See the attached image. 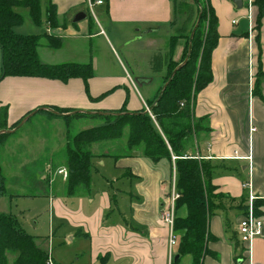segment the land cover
<instances>
[{
  "label": "crops",
  "instance_id": "1",
  "mask_svg": "<svg viewBox=\"0 0 264 264\" xmlns=\"http://www.w3.org/2000/svg\"><path fill=\"white\" fill-rule=\"evenodd\" d=\"M239 1L208 0L216 17L218 39L211 52V81L194 99L193 116L199 130L186 153L213 166L214 194L223 196L212 199L215 209L208 220L212 239L207 244L210 254L204 257V264H264V204L260 215L262 234L250 243V252L237 235L247 198L242 182L249 181L252 194L264 201V15L260 27H256L255 0ZM87 4V0H40V24L35 25L29 16L39 30L33 34L61 39L62 47L72 50L73 55L86 53V57L78 59H68L65 53L66 59L60 61L53 55L59 50L39 46L40 62H90L92 77L87 86L81 78L63 82L43 77H4L0 80V110L5 112V118H0V132L4 130L2 125L9 128L26 122L38 108L42 111L36 115L55 120L60 118L52 115L53 108H65L71 113L120 108L147 112L148 102L158 94L170 61L183 62L186 40H190L200 8L195 0H103V4L93 6L97 15L94 18L87 13ZM49 6L55 9L57 24L53 26L46 21ZM78 15L84 18L76 20ZM21 25L15 27V32ZM99 37L104 38L109 53L111 49L115 51L113 66L103 59L104 46L95 41ZM259 58L262 75L255 89ZM180 104L183 106V102ZM21 126L11 130L16 132ZM114 142H104L103 157L92 160L87 193L71 195L74 200L69 201L63 197L68 196L66 190L57 195L46 173L39 178L47 185L48 194L29 193L48 197V233L37 230L31 235L54 264L171 263L169 228L159 221V211L169 194L174 166L165 159L153 162L139 150L129 152L118 144L121 140ZM38 144L44 145L43 141ZM93 147L98 149L99 144ZM50 150L45 153L51 158L56 149ZM40 151L42 154V146ZM45 160L49 167L50 159ZM12 167L18 168L15 164ZM181 211L184 216L185 210ZM75 237H84L87 243L88 258L84 262L78 253L61 252V241L71 242ZM176 248L172 251L173 261ZM184 258V264H190L189 255L175 264Z\"/></svg>",
  "mask_w": 264,
  "mask_h": 264
},
{
  "label": "trees",
  "instance_id": "2",
  "mask_svg": "<svg viewBox=\"0 0 264 264\" xmlns=\"http://www.w3.org/2000/svg\"><path fill=\"white\" fill-rule=\"evenodd\" d=\"M199 21L190 40L186 41L184 58L180 66L170 61L163 83L171 79L160 97L148 103L153 119L144 109L130 112L125 108L112 111L74 112L65 108H53L52 115L68 117L84 115L98 118L100 124L84 129L71 136L65 144L67 159V195L88 192L91 185L92 153L91 145L120 140L126 136L125 146L130 151L139 150L149 160L157 162L165 159L173 164L176 171V190L180 197L175 203L173 229L178 235L176 254L178 263L184 255H190V264H204V257L210 252L208 241L212 239L208 232V220L215 209L213 198L223 197L214 194L211 183L213 166L203 159L186 154L199 125L194 121L193 104L196 94L211 81L210 58L218 35L216 17L208 0H197ZM257 8L256 27H260L264 15V0H255ZM17 8H25L35 25L41 21L40 0H0V80L7 76L43 77L60 81L81 78L87 86L92 77L91 63L45 64L40 62L37 49L40 40L44 45L57 47L58 38L49 34H18L15 27L23 23V16ZM55 9L49 6L46 18L55 22ZM174 45V39L172 40ZM260 51V49H259ZM257 79L262 75L260 58L258 59ZM258 89V86H255ZM155 102V103H154ZM183 102V106H181ZM42 111L38 108L32 112ZM1 119L5 118V112ZM20 122L14 124L15 127ZM6 130L5 126L2 128ZM13 132L0 133V140ZM124 136V137H125ZM3 174L0 166V194L4 193ZM263 200L254 201L255 213L260 216ZM185 215H178L179 209ZM48 254L37 244L36 237L26 233L11 214L0 213V264H46ZM11 259V260H10Z\"/></svg>",
  "mask_w": 264,
  "mask_h": 264
},
{
  "label": "rangeland",
  "instance_id": "3",
  "mask_svg": "<svg viewBox=\"0 0 264 264\" xmlns=\"http://www.w3.org/2000/svg\"><path fill=\"white\" fill-rule=\"evenodd\" d=\"M18 10L19 12L22 13L24 21L21 27H19L18 29L16 28V32L33 34L34 30L39 31L36 29V26L30 21L27 10L24 8H18ZM87 13L89 14V16H92L94 18L95 16H97L96 12L89 9L87 10ZM46 21H48L47 18ZM50 24L52 26L57 24L56 19L55 22H52ZM104 29L106 31V28ZM103 39L104 38L99 37L95 39V41L98 40L104 46ZM44 43L45 40L42 38L40 40L39 46L44 47L45 46ZM58 43L59 45H57V47H48V46L45 47L46 49L49 50H59L58 53L54 52L53 55L57 56V58L59 57L60 61L62 59H66L67 57L68 59H73V58L78 59L80 57H86L85 55L86 53L85 54L83 53V56H80V54L76 56L72 54V50L65 51L66 49L62 47L61 39L59 38H58ZM40 50H41L40 53L43 55L42 49ZM103 50H104L103 59L107 60L110 66H113L115 51L111 49V53H109V50L106 49V46L103 47ZM46 52L49 51L46 50ZM65 53H66V58H65ZM109 55L111 56V59H109ZM86 63H90V62H86ZM78 64H84V63H78ZM164 84L165 83H163L162 81L161 87H163ZM161 87L159 88V92L162 89ZM155 97L152 100H154ZM146 108H148L147 111L148 115L153 119V115L151 113V110L149 109V105H147ZM2 113H4V111L0 110V117ZM59 118L60 119L55 120L52 118H46L39 114L38 115L35 114L33 117H30L24 123L23 121H20L19 124H21L22 126L16 132H14L13 135L11 134L10 136L4 137L0 140V166L4 177L3 180L4 193L0 194V213L13 215L17 219L19 226L26 233L30 235L31 233H35V231L37 230L44 231L42 233H46V234L48 233V214H49L48 197L47 196L35 197L29 194V193H36L39 191H45L44 193L48 194L49 191H48V187H46L47 185H43L42 183L43 181H41L39 177L42 176L43 173L44 174L46 173L47 181L51 179L54 182L53 185L56 187L57 195L62 193L63 190L67 191L66 189V186L68 184L67 177L64 178L62 175L57 174V171L60 169H64L67 172V168H66L67 159L64 154L65 144L67 140L74 134L84 130L82 129V126L84 127L86 125L88 126L90 125L88 127L90 128L102 122L98 118L84 117V115L73 116V117L71 116L68 117V119H64L61 117ZM5 128L11 130L15 128V125L9 128L7 127ZM61 131H63L62 136H60ZM124 136L120 139L121 143H118L121 146H125L124 142L126 140V136L125 137ZM30 141H33L32 144L30 143ZM41 141H43L44 145L38 144ZM57 143L58 145L55 147ZM103 143L104 142L101 143L98 142V143H93L91 145L90 149L93 156L91 159V163L95 156L103 157L102 152L106 148L105 147L106 145L104 146L106 142L104 144ZM114 143L111 144L113 145ZM94 144H99V148L96 149L95 147H93ZM41 146L43 147L42 154H40ZM49 148L51 150L53 148L56 149L54 155L51 154V156L53 155L51 158L49 153H45L46 150ZM119 151L120 148L118 152ZM45 159H47V161L48 159H50L49 167H46L45 164L46 162H44L46 161ZM12 164H15L16 166H18V168L12 167ZM20 165H24L25 168H23ZM42 166L43 169L41 168ZM172 172L173 175H171L170 180L176 178V171L174 167L172 169ZM92 175L93 177L96 176L95 173H93ZM22 193H26L25 196H18V194L21 195ZM26 195H30V196H26ZM63 197L67 198V200L69 201L74 200V196L72 197L71 195L68 196L64 195ZM82 209L84 210V200L82 203ZM181 210L184 209L183 208L179 209L178 215H182ZM67 240L61 241L60 243L62 250L61 252H63V250H67L70 253H78L80 255L79 258L84 262V258L87 257L86 256L87 248L85 247V244L87 243L84 241V237H80V238L75 237L74 239H72L71 242L70 240H68L67 242ZM67 244H71V245H67ZM62 257H63V253H62ZM170 262H171L170 264H173V260H171ZM184 262H187L186 258L182 259L180 264H184Z\"/></svg>",
  "mask_w": 264,
  "mask_h": 264
},
{
  "label": "built area",
  "instance_id": "4",
  "mask_svg": "<svg viewBox=\"0 0 264 264\" xmlns=\"http://www.w3.org/2000/svg\"><path fill=\"white\" fill-rule=\"evenodd\" d=\"M87 7L89 10L93 9L94 5L103 4V0H87ZM148 111V108H147ZM255 127L251 128L254 131ZM250 158V157H249ZM57 174L62 175L64 178L67 177V172L64 169L57 171ZM175 178L172 179L171 188L169 194L165 197L161 204L159 211V221L169 228L168 235V248L169 257L171 261L172 251L177 247L178 237L173 229L174 217H175V203L180 197V193L175 187ZM242 188L247 190V198L245 201L244 216L237 224V235L239 242L247 243V249L250 252V243L254 238L262 234L263 220L261 216L256 215L254 201L257 197L250 191L249 181L242 182ZM174 248V249H173ZM46 264H54L50 257L47 258ZM259 264V263H252Z\"/></svg>",
  "mask_w": 264,
  "mask_h": 264
},
{
  "label": "water",
  "instance_id": "5",
  "mask_svg": "<svg viewBox=\"0 0 264 264\" xmlns=\"http://www.w3.org/2000/svg\"><path fill=\"white\" fill-rule=\"evenodd\" d=\"M196 2H198L197 0H195ZM235 3H240V1L239 0H235ZM80 18H84V16H80V15H78L77 16V18H76V20H78V19H80ZM199 18H200V15H198V19H197V23H198V21H199ZM197 23H196V25H197ZM196 25H195V27H196ZM195 27L193 28V30H192V33L190 34V39H191V37H192V35H193V32H194V30H195ZM190 50V49H189ZM189 50H188V53H187V56H186V58L184 59V61L181 63V64H179L177 67H180L186 60H187V57H188V54H189ZM176 69L177 68H175L172 72H171V74H170V76H169V78H168V81L171 79V77H172V75H173V73L176 71ZM168 81L163 85V87H162V89L160 90V92H159V94H158V97L156 98V100H155V102L157 101V99L160 97V95H161V93L163 92V89L165 88V86L167 85V83H168ZM154 102V103H155ZM31 113H33V112H31ZM29 117V115H27L25 118H28ZM12 131H15V129L14 130H11V131H8V130H2L0 133H2V132H12ZM179 258V255L177 254V255H175L174 256V261H176L177 259Z\"/></svg>",
  "mask_w": 264,
  "mask_h": 264
}]
</instances>
